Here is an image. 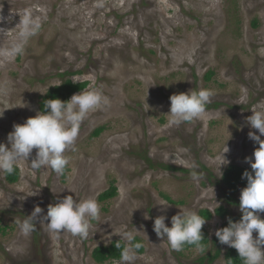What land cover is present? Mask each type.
I'll return each mask as SVG.
<instances>
[{"label":"rangeland","instance_id":"obj_1","mask_svg":"<svg viewBox=\"0 0 264 264\" xmlns=\"http://www.w3.org/2000/svg\"><path fill=\"white\" fill-rule=\"evenodd\" d=\"M25 13L40 28L22 54L12 55ZM0 15L8 30L0 35V144H8L14 124L42 112V96L66 79L87 81L85 89L97 88L110 101L81 123L63 175L32 170L36 149L17 166L16 182L0 173V264H101L94 249L124 233L142 240L133 264H226L228 245L209 262L203 257L215 252L213 242L203 253L174 251L153 224L166 215L171 227L182 210L208 209L213 216L204 227L213 241L227 218L217 209L241 213L242 188L229 198L222 176L230 164L250 169L246 158L259 147L247 118L253 108L264 110V0H0ZM200 89L214 93L206 112L169 123L170 96ZM99 127L105 129L92 136ZM193 164L203 173L198 182L190 177ZM112 182L117 194L100 201ZM68 195L100 205L87 239L57 236L43 222L30 234L21 231L36 206L42 218ZM160 202L170 204L165 212Z\"/></svg>","mask_w":264,"mask_h":264},{"label":"clouds","instance_id":"obj_2","mask_svg":"<svg viewBox=\"0 0 264 264\" xmlns=\"http://www.w3.org/2000/svg\"><path fill=\"white\" fill-rule=\"evenodd\" d=\"M5 19L0 15V23ZM15 28L19 29V42L13 44L12 55L22 54L23 43L35 35L40 23L25 13ZM7 33L8 30L0 27V35ZM72 82L79 81L73 78ZM213 95L210 89L171 95L170 111L167 114L169 123L179 125L200 118L206 112ZM109 104L108 97L97 88L84 89L73 94L67 101L59 98L47 100L44 105L47 112H38L23 124H14L13 131L7 137L8 144H0V173L13 174L22 161H29L33 150L36 149L35 157L30 162L32 170L51 169L56 174L63 175L70 164V158L65 153L69 149L75 150L73 146L81 123L90 112ZM252 111L253 115L247 118V123L252 129L258 130L259 135L250 131L249 138L259 147L255 149L252 157L246 158L251 165V171H245L242 177L247 179V186L241 190L239 202L243 215L237 222L229 218L228 226L216 230L215 235L220 244L237 250L243 264H264V219L260 215L264 213V139H261L264 136V110L257 111L253 108ZM228 151L227 148L224 153ZM172 158L175 163L177 158ZM197 167L193 164L190 171L191 179L196 182L203 178V173L198 172ZM156 205L162 206L160 211L165 212L170 204L160 202ZM42 211L40 206H36L31 215L25 216L19 224L23 233L30 234L35 231L37 223L43 222L47 224L49 232L57 236L66 232L87 239L91 221L99 220L101 214L97 200H75L72 195L50 204L47 214L41 218ZM145 219H150L147 213ZM166 219V215L155 218L153 230L172 250L181 251L185 245H191L201 253L205 251L202 229L206 219L194 211L184 210L172 216L171 227L165 223ZM254 232L257 233L255 238ZM120 237L124 246L121 248L119 259L114 260L112 264H133L136 252L142 245L136 243L134 247L127 246L133 239L131 233H124ZM116 247L121 245L117 244Z\"/></svg>","mask_w":264,"mask_h":264},{"label":"trees","instance_id":"obj_3","mask_svg":"<svg viewBox=\"0 0 264 264\" xmlns=\"http://www.w3.org/2000/svg\"><path fill=\"white\" fill-rule=\"evenodd\" d=\"M212 71H209L207 73V78L210 79V77L212 76ZM88 85V82H78V83H73L72 79H66L64 80L62 83L54 85L53 87H51L47 93L42 96L40 103H39V108L42 112H47L48 110L45 109L44 105L45 102L49 99H55V98H59L62 101H67L71 98V96L73 94H76L82 90H84L86 88V86ZM104 127H99L97 129H95V131L92 133V136H99L101 134V132L104 130ZM166 168L169 169H177L171 165L166 166ZM245 171H251V168L248 169L244 166H240L237 164H230L224 171L223 176H222V180L224 182V184L227 186V188L229 189V198H232V194L237 192L239 189H243L247 186V179L246 178H242L243 174ZM6 179L9 182H16L19 178V169L18 167L16 168V171L11 174H5ZM117 194V188L114 185V182H112L110 189L105 190L104 192H102L99 195V200L100 201H107L109 199H112L115 197V195ZM166 199H169L171 202L175 203L178 201H174L172 199H170L169 196H165ZM217 213H219L222 217H226V220L223 222V224L221 225L220 229L227 227L228 226V222H229V218L232 219V221L237 222L242 218V212L236 215H231V213L229 212V209H226L225 207L221 206L217 209ZM213 213L211 211H209L208 209H202L200 211V215L205 218V219H210L213 215ZM262 218V217H261ZM264 219V218H262ZM5 227H2L0 224V231H4ZM202 232L204 234L205 240L203 241V244L205 246V250L208 248V246L210 245V242H213L214 245L216 246V250L214 253H210L207 256L203 257L206 260H208L209 262H213L215 261L220 255H221V244L218 241V238L215 236L212 239L210 238L207 230L205 229V227H203ZM136 243H140L142 246L139 248L138 252L143 253L144 251V247L142 244V240L139 237H134L133 239V246ZM117 244H120L121 247H116ZM124 246V241L121 239H117L114 240L110 243V245H103V246H98L94 249L92 256L94 258V260L97 263H105L106 261H114V260H118L120 257V252H121V248ZM190 248H195L194 246L191 245H185L184 249H190ZM225 258H226V264H243V261L240 259L238 252L235 248L229 247L226 251H225ZM201 261H203V259H201Z\"/></svg>","mask_w":264,"mask_h":264},{"label":"bare ground","instance_id":"obj_4","mask_svg":"<svg viewBox=\"0 0 264 264\" xmlns=\"http://www.w3.org/2000/svg\"><path fill=\"white\" fill-rule=\"evenodd\" d=\"M72 44V43H71ZM36 81V80H35Z\"/></svg>","mask_w":264,"mask_h":264}]
</instances>
